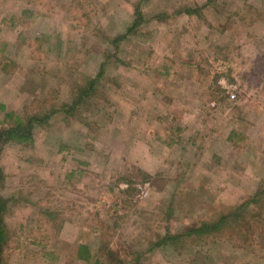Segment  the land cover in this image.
<instances>
[{
    "label": "rangeland",
    "instance_id": "obj_1",
    "mask_svg": "<svg viewBox=\"0 0 264 264\" xmlns=\"http://www.w3.org/2000/svg\"><path fill=\"white\" fill-rule=\"evenodd\" d=\"M206 1L0 0L8 111L68 104L76 82L107 63L76 117L56 115L33 145L0 155L2 194L21 200L3 264H264V208L254 206L252 238L237 226L182 256L155 246L264 188V0ZM138 7L144 23L117 51L111 41ZM41 208L63 223L38 228ZM85 244L90 262L78 257Z\"/></svg>",
    "mask_w": 264,
    "mask_h": 264
},
{
    "label": "trees",
    "instance_id": "obj_2",
    "mask_svg": "<svg viewBox=\"0 0 264 264\" xmlns=\"http://www.w3.org/2000/svg\"><path fill=\"white\" fill-rule=\"evenodd\" d=\"M206 6L216 9L218 0H207ZM183 13L187 15L202 16L201 9L186 8ZM143 13L140 7L136 8L134 21L132 25L126 30L125 34L119 35L113 39L112 45L118 51L120 44L129 37L133 36L139 27L144 23ZM107 63H103L100 72L93 78L84 76L82 79L76 82L73 90L72 102L68 104H61L54 106L49 110H46L44 114H32L22 116L14 111H8L4 106H0L4 113L3 119H0V155L8 145L15 144L23 147L31 146L35 143V131L38 126L42 127L48 125L56 115H64L66 120H70L78 114L82 107L88 105V103L97 96V90L101 79L104 77V70ZM219 77L215 78L217 82ZM35 108L40 109L41 106L34 105ZM1 116V115H0ZM5 185V173L0 167V264H3L5 258V252L8 244L11 240V233L8 225V217L13 208L20 203V199L16 197H4L2 189ZM261 201H264V188L259 190L255 197L249 199L246 203L235 207L228 213L222 214L219 219L207 222L201 221V223L188 227L183 233L167 234L162 237L155 245L157 248L161 247H173V251L182 256L183 251L186 250L188 245H200L211 244L217 242L218 239H226L227 236L234 234L237 226H241V236L244 229L247 231V236L251 238L253 234V227H259V222H253L252 217L248 210L250 207L264 208V203L260 205ZM32 204V203H31ZM30 205V203H29ZM253 208V207H252ZM62 216L64 214L60 211L52 209H39L36 223L40 229H49L54 231L55 227L63 223ZM244 224V226H243ZM252 229V232H250ZM49 231V233H50ZM254 238V237H253ZM230 240V239H229ZM90 246L80 245L78 250V257L84 261H92L94 258L91 255ZM120 261L118 258L112 257L110 262ZM122 264H130L126 260L120 261ZM134 264H139V259Z\"/></svg>",
    "mask_w": 264,
    "mask_h": 264
},
{
    "label": "built area",
    "instance_id": "obj_3",
    "mask_svg": "<svg viewBox=\"0 0 264 264\" xmlns=\"http://www.w3.org/2000/svg\"><path fill=\"white\" fill-rule=\"evenodd\" d=\"M225 84H226V83H225ZM231 98H232V100L236 99V95H235V94H232V95H231Z\"/></svg>",
    "mask_w": 264,
    "mask_h": 264
}]
</instances>
